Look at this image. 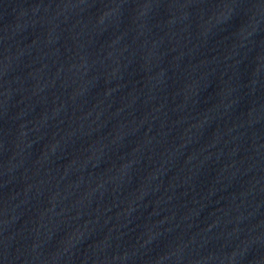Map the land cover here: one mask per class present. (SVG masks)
<instances>
[{
    "label": "water",
    "instance_id": "water-1",
    "mask_svg": "<svg viewBox=\"0 0 264 264\" xmlns=\"http://www.w3.org/2000/svg\"><path fill=\"white\" fill-rule=\"evenodd\" d=\"M0 264H264V0H0Z\"/></svg>",
    "mask_w": 264,
    "mask_h": 264
}]
</instances>
